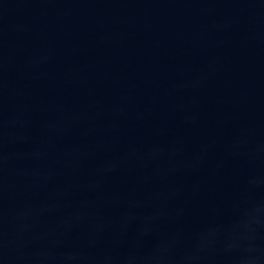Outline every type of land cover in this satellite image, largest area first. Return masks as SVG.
Wrapping results in <instances>:
<instances>
[{"label":"water","instance_id":"95a60500","mask_svg":"<svg viewBox=\"0 0 264 264\" xmlns=\"http://www.w3.org/2000/svg\"><path fill=\"white\" fill-rule=\"evenodd\" d=\"M0 264H264V0H0Z\"/></svg>","mask_w":264,"mask_h":264}]
</instances>
